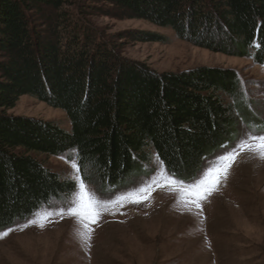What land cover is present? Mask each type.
Listing matches in <instances>:
<instances>
[{
    "label": "trees",
    "instance_id": "16d2710c",
    "mask_svg": "<svg viewBox=\"0 0 264 264\" xmlns=\"http://www.w3.org/2000/svg\"><path fill=\"white\" fill-rule=\"evenodd\" d=\"M90 1L109 5L113 17L145 21L264 67V0ZM71 3L0 0V232L75 191L39 155L74 152L83 179L112 190L148 176L155 158L191 183L237 141L240 120L251 115L233 71L159 74L123 60L67 10ZM22 96L64 111L70 130L10 115Z\"/></svg>",
    "mask_w": 264,
    "mask_h": 264
},
{
    "label": "rangeland",
    "instance_id": "374dc122",
    "mask_svg": "<svg viewBox=\"0 0 264 264\" xmlns=\"http://www.w3.org/2000/svg\"><path fill=\"white\" fill-rule=\"evenodd\" d=\"M72 2L67 10L80 15L123 60L159 74L199 68L233 71L240 80L243 107L251 115L248 122L240 120L237 141L212 156L191 183L175 179L155 158L148 176H134L128 186L112 190L96 178L83 179L74 152L37 156L73 183L75 191L43 206L7 235L2 234L8 229L0 232V264H264V159L254 150L240 148L242 142L255 144L252 137L264 135V67L250 58L194 46L178 39L172 30L145 21L113 17L107 4ZM79 5L86 6L84 14ZM8 113L52 122L67 131L71 127L64 111L29 96L20 97ZM233 151L237 155L226 178L197 207L191 193L180 191L181 185L187 189L198 183L210 168L221 164L220 156ZM81 180L100 200L116 201L135 193L141 203L109 204L98 221L85 229L68 213ZM171 180L178 183L173 185ZM146 185L148 192H141ZM89 230L91 238L85 241L81 233Z\"/></svg>",
    "mask_w": 264,
    "mask_h": 264
},
{
    "label": "snow or ice",
    "instance_id": "6c2138e0",
    "mask_svg": "<svg viewBox=\"0 0 264 264\" xmlns=\"http://www.w3.org/2000/svg\"><path fill=\"white\" fill-rule=\"evenodd\" d=\"M255 144L242 142L240 148H246L248 150L256 151L262 159H264V135L252 137ZM237 152H229L227 155L220 156L221 164L216 168H210L207 174L202 180H199L198 183L192 184L189 188L185 189L181 185V192H189L193 196V201L197 203L199 207V200H204L210 195L216 187L220 184L223 178H226L228 171L231 167L232 162L236 158ZM167 179V178H166ZM155 183V182H153ZM178 181L171 180V184L175 185ZM150 186H145L141 188L140 191L147 193ZM77 198L72 202V206L68 208V213L71 216L76 217L79 222L84 226L85 229L89 228V225L96 223L102 214V212L107 208L109 204L119 203L124 200H129L131 203H141V199L134 198L135 193H129L127 196H121L116 201H103L98 199L94 193H91L85 183L81 180L79 181V191L76 194ZM147 199V196L144 197ZM31 223H36L33 220ZM43 227V224H40ZM12 229H8L7 232H4L2 235H7L8 232ZM82 238L87 241L90 240V230L84 233H81Z\"/></svg>",
    "mask_w": 264,
    "mask_h": 264
}]
</instances>
